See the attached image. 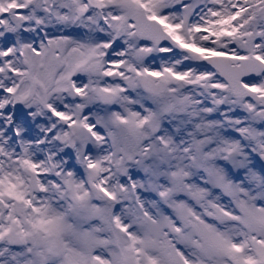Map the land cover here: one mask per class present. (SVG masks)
Segmentation results:
<instances>
[{
  "label": "snow or ice",
  "instance_id": "1",
  "mask_svg": "<svg viewBox=\"0 0 264 264\" xmlns=\"http://www.w3.org/2000/svg\"><path fill=\"white\" fill-rule=\"evenodd\" d=\"M0 264H264V0H0Z\"/></svg>",
  "mask_w": 264,
  "mask_h": 264
}]
</instances>
